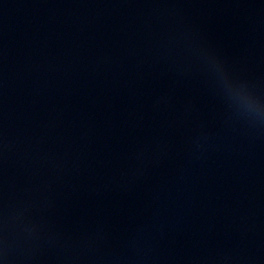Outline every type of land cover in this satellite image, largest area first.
<instances>
[{
	"label": "water",
	"instance_id": "1",
	"mask_svg": "<svg viewBox=\"0 0 264 264\" xmlns=\"http://www.w3.org/2000/svg\"><path fill=\"white\" fill-rule=\"evenodd\" d=\"M0 264H264V0H0Z\"/></svg>",
	"mask_w": 264,
	"mask_h": 264
}]
</instances>
